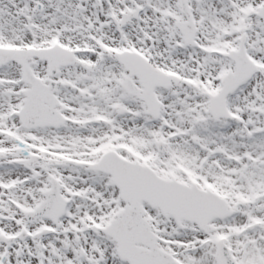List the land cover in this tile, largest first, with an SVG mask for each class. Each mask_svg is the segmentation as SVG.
<instances>
[{
    "label": "snow or ice",
    "instance_id": "snow-or-ice-1",
    "mask_svg": "<svg viewBox=\"0 0 264 264\" xmlns=\"http://www.w3.org/2000/svg\"><path fill=\"white\" fill-rule=\"evenodd\" d=\"M0 264H264V0H0Z\"/></svg>",
    "mask_w": 264,
    "mask_h": 264
}]
</instances>
